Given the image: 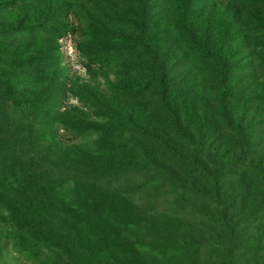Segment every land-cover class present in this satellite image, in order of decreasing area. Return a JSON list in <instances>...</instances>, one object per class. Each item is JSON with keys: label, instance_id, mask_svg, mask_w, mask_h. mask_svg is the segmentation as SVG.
<instances>
[{"label": "rangeland", "instance_id": "obj_1", "mask_svg": "<svg viewBox=\"0 0 264 264\" xmlns=\"http://www.w3.org/2000/svg\"><path fill=\"white\" fill-rule=\"evenodd\" d=\"M48 1L0 8V26L8 29L0 33V197L20 198L22 179L41 201L83 200L80 188L122 196L115 211L127 222L130 246L117 264L135 257L143 264H264V0H193L186 22L196 41L207 40L210 52L219 49L239 67L223 81L222 68L176 30L178 0H146L151 25L144 38L164 69L168 101L188 138L176 134L160 108L155 84L139 95L119 91L123 83L139 91L157 77L141 50L116 43L120 52L90 63L87 46L112 43L77 34L53 41L25 26L36 17L44 21ZM56 1L68 14L59 27L93 26L96 19L110 33L137 35V11L128 0ZM50 49L59 54L56 67ZM55 69L61 88L52 91L55 107L46 115L32 97ZM133 124L191 159L172 157ZM79 231L50 209L40 242L27 249L0 200V264H71L66 247Z\"/></svg>", "mask_w": 264, "mask_h": 264}, {"label": "trees", "instance_id": "obj_2", "mask_svg": "<svg viewBox=\"0 0 264 264\" xmlns=\"http://www.w3.org/2000/svg\"><path fill=\"white\" fill-rule=\"evenodd\" d=\"M27 1L28 0L5 1L0 3V8H6L7 6L12 7L14 5L21 7L26 4ZM128 1L134 5V9L137 11L135 13L138 19V22H136L137 35L134 37L110 33L105 29V26H102L96 19L92 20L95 23L93 26H85L80 23L78 27H59L61 21L67 20L68 14L66 9L56 0H49L46 5H42L41 9L45 14L44 21L39 18L37 19L36 17L35 22L25 26L28 28L31 27L32 30L45 33L47 37L53 41L62 39L66 34H77L78 37L82 39H86L89 35L95 40V42L99 41L97 37H101L106 42L112 43V46L109 47L97 42L91 46H87L83 52L90 63L93 62L95 57H106V55H110L108 53L115 55L116 50L117 52H120L119 49L115 47L116 43L124 45L127 50L129 46H131V51H134L135 49L141 50L143 55L148 59L149 66L156 73L157 77L150 79L146 85L140 87L139 91H133L128 83H123L124 85H121L119 91L126 95H139L142 91L155 84L159 90L160 108L167 115L176 134L182 138H185L186 136L188 138L187 129L183 128L177 112L168 101L169 96L167 95V82L164 69L161 63L157 61L155 53L150 50L149 40L144 38L146 29L151 25L150 16L148 15L150 11L148 3L146 0ZM192 2L193 0H178L175 28L186 38L190 47L200 53L203 59L214 61L220 68H222L223 73L219 76V80L223 81V75L231 76L233 73L238 72L239 67L233 65L228 59L223 58V56L219 54V49L216 52H210L207 40H204L202 43L196 41L193 28L186 22ZM36 14L37 13H35V16ZM56 17L58 18L57 24ZM88 30H90V33L87 32ZM4 31H8V29L0 26V33ZM48 59L55 67L60 62L59 54L54 49L49 50ZM60 80V75L55 69L50 77H45L43 79L42 86L44 88L38 93L33 91L32 99H34V101L32 105L40 103L41 108L46 115L55 107L52 91L61 88ZM227 93L228 91L225 90L222 92L221 96L223 97ZM184 109L186 118L189 120V118H191L189 109L186 106ZM132 126L139 135L154 142L172 157H175L180 161H185L187 158L191 159V157L178 152L157 134L134 124ZM112 130L113 127L111 126L104 128V131L107 134ZM242 137L244 140V147H246L245 150L247 151L249 148L248 135L242 133ZM193 164L197 171L202 172L205 176L208 175L205 168L199 164L196 159L193 160ZM229 172L230 170L225 171L226 174ZM3 173L4 168L0 166V176H2ZM18 187L22 192L20 198L17 200H4V198L0 197V200L12 224L21 231V237L19 238L21 246L33 250L40 242L42 230L44 229L50 209H56L65 214V216L71 221L72 225L80 230L79 235L72 240L74 245L72 247H66L68 248L66 252L71 258V264H110V261L117 264V256L130 246V244H127L124 241L129 239L126 231L123 230V228L127 230V222L121 221V219L116 216L115 211L116 204L123 203L122 196H111L105 191L93 194L95 192L88 193L85 189L80 188L78 191L83 194V197H81L83 200L77 199L75 196L73 200L52 198L47 201H41L31 194L26 179L20 180ZM89 203L92 206L99 204L102 208L107 205L108 209L106 210L104 208L106 210L105 212H100L96 209L91 212L87 208ZM93 215H95L94 219L96 220H91ZM94 221L97 222L96 224L98 228ZM83 229H86V234L84 236L81 235ZM49 245H52L55 248L59 247L56 243L52 242H50ZM131 262L133 264H143L142 260L138 257L133 258Z\"/></svg>", "mask_w": 264, "mask_h": 264}]
</instances>
